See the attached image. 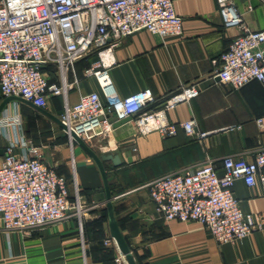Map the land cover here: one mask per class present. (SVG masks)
Returning a JSON list of instances; mask_svg holds the SVG:
<instances>
[{"label": "crops", "instance_id": "1", "mask_svg": "<svg viewBox=\"0 0 264 264\" xmlns=\"http://www.w3.org/2000/svg\"><path fill=\"white\" fill-rule=\"evenodd\" d=\"M233 1L251 29H264V0ZM174 4L183 18L182 35L161 38L142 30L122 39L107 71L110 89L126 97L148 88L155 98L152 106L159 108L182 85L199 83V94L167 110L166 116L171 122L192 117L199 130L210 134L201 141L181 128L171 136L158 131L139 134L127 121L87 144L98 154L110 150L120 157V164L106 160L103 166L115 219L136 264H264V187L260 183L247 186L237 179L233 192L241 209L260 218L263 226L241 240L223 244L194 221L165 219L142 186L155 177L194 168L207 158L217 167L227 155L252 160L264 148V85L254 80L234 89L215 75L220 54L238 28L224 25L216 0H175ZM96 60L80 59L68 72L69 82L78 78L68 90L69 103L90 91L104 98L98 80L83 76L84 68ZM46 69L57 80L53 68ZM7 108L24 113L22 131L42 148L46 163L64 175L70 186L75 178L80 191L105 208L102 178L88 152L76 141L70 145L64 129L33 107L12 101ZM63 108L61 96H50L44 109L59 118ZM4 146L0 135V151ZM2 159L3 152L0 164ZM0 264L128 263L110 235L108 217L83 227L82 236L77 219L68 217L27 230H6L0 219Z\"/></svg>", "mask_w": 264, "mask_h": 264}, {"label": "built area", "instance_id": "2", "mask_svg": "<svg viewBox=\"0 0 264 264\" xmlns=\"http://www.w3.org/2000/svg\"><path fill=\"white\" fill-rule=\"evenodd\" d=\"M175 0H0V93L19 96L45 108L50 96H61L59 115L66 126L70 145L75 133L86 143L105 137L113 123L128 118L136 132L158 131L174 135L178 128L199 141L210 131L197 128L188 119L171 122L166 111L189 102L200 92L199 83L182 85L166 97L159 108L146 88L120 97L110 87L107 71L115 62L114 48L125 37L148 31L161 38L183 33V18ZM225 26L238 33L220 54L215 75L222 83L238 89L250 81L264 85V29H251L233 0H216ZM95 53L97 60L84 68V77H95L97 91L80 93L69 103L68 72L80 59ZM53 68L57 80L49 77ZM15 102V101H14ZM261 123V120H258ZM232 125L229 128H234ZM0 135L5 139L0 164V219L6 230H27L59 222L68 217L78 221L80 234L85 222L98 218L102 205L82 193L72 180L45 161L42 148L22 131L18 111L7 106L0 113ZM21 148V152H16ZM264 187V148L252 160L227 155L217 167L212 159L194 168L155 177L142 186L148 189L155 209L167 220L194 221L209 231L217 243L241 240L263 226L262 220L244 212L233 192L234 182Z\"/></svg>", "mask_w": 264, "mask_h": 264}, {"label": "water", "instance_id": "3", "mask_svg": "<svg viewBox=\"0 0 264 264\" xmlns=\"http://www.w3.org/2000/svg\"><path fill=\"white\" fill-rule=\"evenodd\" d=\"M12 101L22 102V103H25V104L33 107L37 111H39V112L43 113L44 115L48 116L49 118H51L58 125H60L64 130H66V126L60 121V119L58 117L52 115L51 113H49L44 108L37 107V106L33 105L30 101H27V100H25L19 96L10 95V96H6V97L2 98L0 100V113ZM127 121H128V118L116 121L113 123V128H116V127L120 126L121 124H123ZM71 135H72L74 141H76L78 144H80L88 152V154L90 155V157L92 158V160L95 162V164L97 165V167L99 169V172H100V175L102 178V182H103L104 192H105V209L107 211L110 235L113 237V239L117 243V246H118L119 250L121 251V253L124 255L126 262L128 264H136V261L132 255V253H131L129 244L127 243L125 237L123 236V234L119 228V225L115 219L114 206H113V202H112V195H111V192L109 189L106 171H105L104 166H103V161H106V160H111L114 165L120 164L121 160H120L118 153L115 151L106 150V151L98 154L94 149H92L83 139L78 137L75 133L72 132ZM2 152L3 151H0V153H2Z\"/></svg>", "mask_w": 264, "mask_h": 264}, {"label": "trees", "instance_id": "4", "mask_svg": "<svg viewBox=\"0 0 264 264\" xmlns=\"http://www.w3.org/2000/svg\"><path fill=\"white\" fill-rule=\"evenodd\" d=\"M88 58H91V60H95L97 57H96V54L93 53V54H90V55L84 57L82 60H84V59H88ZM2 98H4V97H3V96L1 95V93H0V100H1ZM81 192H82V191H81ZM99 212H100L101 215H100L98 218H95V219H93V220H91V221L85 222L84 225H83V227H85L86 225L91 224V223L93 224V223H95V222H97V221H99V220L106 219V217H107V211H106V209L103 208V209L99 210Z\"/></svg>", "mask_w": 264, "mask_h": 264}, {"label": "rangeland", "instance_id": "5", "mask_svg": "<svg viewBox=\"0 0 264 264\" xmlns=\"http://www.w3.org/2000/svg\"><path fill=\"white\" fill-rule=\"evenodd\" d=\"M7 110L9 111L8 108H7ZM9 112H11V111H9ZM32 113H35V112H29V114H32ZM20 114H21V117H22V126L24 127L25 124H26L25 115H24L23 112H20Z\"/></svg>", "mask_w": 264, "mask_h": 264}]
</instances>
